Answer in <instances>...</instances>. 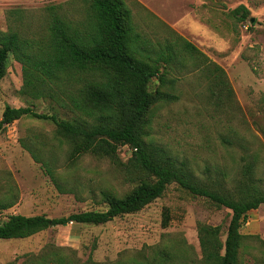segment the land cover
I'll use <instances>...</instances> for the list:
<instances>
[{
	"label": "rangeland",
	"instance_id": "1",
	"mask_svg": "<svg viewBox=\"0 0 264 264\" xmlns=\"http://www.w3.org/2000/svg\"><path fill=\"white\" fill-rule=\"evenodd\" d=\"M89 1L0 0V31L44 40L47 6L57 5L65 17L79 21ZM126 2L134 22L151 39L159 44L171 43L175 35L188 40L226 72L232 89V93H222L194 60L178 58L168 74L176 84L165 88L178 100L156 107L147 129V143L167 152L195 180L231 191L242 178L244 159L258 154L255 179L264 189V0ZM240 6L249 10L245 22L230 16ZM251 17L255 18L253 24ZM23 84L22 66L11 57L0 81V121L7 105L31 107L39 114H55L61 119L75 117L50 99L23 95ZM157 87L159 83L154 80L152 89ZM23 143L39 150L44 158L52 154L59 158L55 173L68 191L57 188ZM69 149L50 121L23 118L0 131V197L8 193L10 182L16 199L13 208L0 213L1 221L9 215L60 218L106 211L102 192L123 197L136 185L107 158L86 154L71 163L67 159ZM118 155L126 163L131 150L120 147ZM166 211L170 219L164 227ZM231 216L229 209L219 208L174 183L142 210L105 225L69 224L27 239L0 240V264H21L52 251L71 257L76 264H134L133 260L152 258L159 249L168 251L169 264H205L199 227H219L224 242ZM241 234V263L264 264V206L248 213Z\"/></svg>",
	"mask_w": 264,
	"mask_h": 264
},
{
	"label": "trees",
	"instance_id": "2",
	"mask_svg": "<svg viewBox=\"0 0 264 264\" xmlns=\"http://www.w3.org/2000/svg\"><path fill=\"white\" fill-rule=\"evenodd\" d=\"M46 13L44 40L0 31V81L12 57L22 66L23 95L34 100L50 99L75 117L61 119L55 114H39L31 107L7 105L0 131H6L9 125L23 118L50 121L56 126L61 142L70 145L67 159L71 163L86 154L107 158L121 168L127 181L136 185L123 197L111 191L102 192L106 211L92 210L60 218L9 215L6 220H0V240L27 239L69 224L105 225L142 210L176 183L190 194L232 212L224 242L220 239L219 227H199L204 263L242 264L241 228L249 212L264 206V189L255 179L258 154L244 159L242 178L231 191L222 185L195 180L178 167L167 152L145 140L156 107L178 100L176 95L165 90L176 84L175 79H168V74L178 58L190 57L214 79L216 88L222 93H232L226 72L195 45L172 31L176 38L171 43L155 42L134 22L126 0H90L79 21L65 17L57 5L47 6ZM230 16L237 22H245L249 10L240 6ZM154 80L159 83L156 89H152ZM22 145L34 161L41 164L57 188L63 193L68 191L55 173L59 158L55 154L44 158L29 144ZM124 146L131 150L126 163H122L118 155L120 147ZM13 193L14 186L9 182L8 193L0 197V213L15 206ZM169 219L166 211L164 227ZM133 261L134 264H169V253L159 249L153 252L152 258ZM21 264L76 263L71 257L52 251L40 259L28 258Z\"/></svg>",
	"mask_w": 264,
	"mask_h": 264
},
{
	"label": "water",
	"instance_id": "3",
	"mask_svg": "<svg viewBox=\"0 0 264 264\" xmlns=\"http://www.w3.org/2000/svg\"><path fill=\"white\" fill-rule=\"evenodd\" d=\"M249 21L251 24H253L255 22V18L251 17Z\"/></svg>",
	"mask_w": 264,
	"mask_h": 264
}]
</instances>
